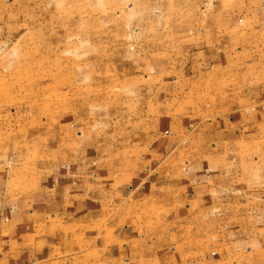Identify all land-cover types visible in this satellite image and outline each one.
Returning a JSON list of instances; mask_svg holds the SVG:
<instances>
[{
  "label": "rangeland",
  "instance_id": "1",
  "mask_svg": "<svg viewBox=\"0 0 264 264\" xmlns=\"http://www.w3.org/2000/svg\"><path fill=\"white\" fill-rule=\"evenodd\" d=\"M47 191V264H264V0H0V200Z\"/></svg>",
  "mask_w": 264,
  "mask_h": 264
},
{
  "label": "crops",
  "instance_id": "2",
  "mask_svg": "<svg viewBox=\"0 0 264 264\" xmlns=\"http://www.w3.org/2000/svg\"><path fill=\"white\" fill-rule=\"evenodd\" d=\"M188 129L189 127L183 123L180 134L185 130L186 133L187 131L189 132ZM197 129L198 128H195L193 131L191 130L190 142L191 147L196 146L198 149L199 143L196 142L195 144L193 139V137L200 132V130ZM154 130L156 131L155 127ZM187 137L189 136H185V138ZM161 158L164 159V157ZM98 162L101 164L105 162L106 165L109 164V168L106 172L109 176V183L105 186H109L112 189L114 188L115 192L118 186L115 162L113 160H110L109 163L107 160H98ZM160 162L164 164L165 160L158 159L157 163L159 164ZM166 162H169V160H166ZM140 163L150 164L151 161L146 159L141 160ZM213 163L216 162L213 160L212 164ZM151 164L153 166V163ZM107 167L108 166L105 168ZM100 175L102 176L103 173ZM203 178L207 179V177ZM162 180H164V178ZM197 181L198 178H196L195 182ZM103 193L106 194V191ZM111 194L113 193L110 192L109 195ZM53 196V193L47 191L38 192V194L31 196L30 200H22L21 202L13 199L0 200V264H47L50 260H53L54 257L52 258L50 253L46 255L36 250L38 240L35 238V236L38 235V229L42 231L44 229L45 231L48 230L50 225L57 219V215H55L52 210L53 208H51L52 206L48 203L52 201ZM47 218H51V221L48 223V226L45 227L43 223ZM66 219L67 213H65V220ZM42 235H45V233H42ZM50 243H54V240L52 242L45 238V245Z\"/></svg>",
  "mask_w": 264,
  "mask_h": 264
}]
</instances>
